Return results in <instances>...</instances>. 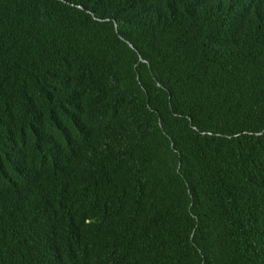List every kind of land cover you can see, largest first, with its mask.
I'll list each match as a JSON object with an SVG mask.
<instances>
[{"label": "trees", "instance_id": "trees-1", "mask_svg": "<svg viewBox=\"0 0 264 264\" xmlns=\"http://www.w3.org/2000/svg\"><path fill=\"white\" fill-rule=\"evenodd\" d=\"M0 264H264V0H0Z\"/></svg>", "mask_w": 264, "mask_h": 264}]
</instances>
